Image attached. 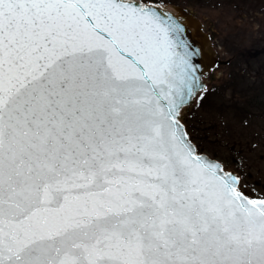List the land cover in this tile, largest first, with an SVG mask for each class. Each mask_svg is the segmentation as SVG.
Returning a JSON list of instances; mask_svg holds the SVG:
<instances>
[{
	"label": "snow or ice",
	"instance_id": "snow-or-ice-1",
	"mask_svg": "<svg viewBox=\"0 0 264 264\" xmlns=\"http://www.w3.org/2000/svg\"><path fill=\"white\" fill-rule=\"evenodd\" d=\"M184 32L158 0H0V264H264V198L182 122Z\"/></svg>",
	"mask_w": 264,
	"mask_h": 264
},
{
	"label": "trees",
	"instance_id": "trees-1",
	"mask_svg": "<svg viewBox=\"0 0 264 264\" xmlns=\"http://www.w3.org/2000/svg\"><path fill=\"white\" fill-rule=\"evenodd\" d=\"M233 60L227 79L199 96L185 124L202 153L237 171L254 199L264 198V189L250 185L264 167V45L237 48Z\"/></svg>",
	"mask_w": 264,
	"mask_h": 264
},
{
	"label": "rangeland",
	"instance_id": "rangeland-1",
	"mask_svg": "<svg viewBox=\"0 0 264 264\" xmlns=\"http://www.w3.org/2000/svg\"><path fill=\"white\" fill-rule=\"evenodd\" d=\"M158 1L161 4L180 5L195 13L214 35L215 47L223 60L232 59L237 48L243 49L252 48L258 44L264 45V0H210L209 2L203 0V3L197 0H178L175 1L176 3L173 0ZM234 64L235 62L231 61L228 66L217 70L215 72L216 79L209 82L207 91L214 86L222 85V82L236 67ZM197 102L198 99L196 104ZM190 111L185 114V120ZM196 117L201 118L198 111ZM262 172H264V167L261 170L257 169L253 174V178L250 180L251 188L264 189V175ZM247 186L250 187L249 184ZM246 193L250 198H254L250 193Z\"/></svg>",
	"mask_w": 264,
	"mask_h": 264
},
{
	"label": "water",
	"instance_id": "water-1",
	"mask_svg": "<svg viewBox=\"0 0 264 264\" xmlns=\"http://www.w3.org/2000/svg\"><path fill=\"white\" fill-rule=\"evenodd\" d=\"M161 6L164 7L165 11L174 13L183 20L185 24L184 35L199 53L192 56V63L197 67V71L194 73L195 79L192 83V96L187 100L181 112L182 122L186 126L185 114L193 109L198 97L207 91L209 82L215 81V72L228 65L230 60L221 58L218 49L215 47L212 32L207 29L204 22L195 13L180 5L164 3Z\"/></svg>",
	"mask_w": 264,
	"mask_h": 264
},
{
	"label": "flooded vegetation",
	"instance_id": "flooded-vegetation-1",
	"mask_svg": "<svg viewBox=\"0 0 264 264\" xmlns=\"http://www.w3.org/2000/svg\"><path fill=\"white\" fill-rule=\"evenodd\" d=\"M213 36H214V35H213ZM233 59H234V57H233L232 59H229V60H230V63H231V61H234ZM230 63H229V64H230ZM229 64H228V65H229ZM228 65H226V66H228ZM226 66H224V67H226ZM221 68H222V67H221ZM221 68H220V69H221Z\"/></svg>",
	"mask_w": 264,
	"mask_h": 264
}]
</instances>
